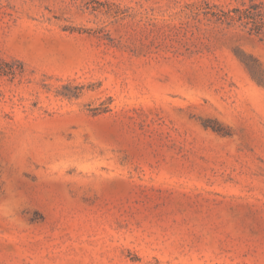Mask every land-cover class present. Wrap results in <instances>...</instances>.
<instances>
[{
  "label": "rangeland",
  "instance_id": "obj_1",
  "mask_svg": "<svg viewBox=\"0 0 264 264\" xmlns=\"http://www.w3.org/2000/svg\"><path fill=\"white\" fill-rule=\"evenodd\" d=\"M247 65L264 0H0V264H264Z\"/></svg>",
  "mask_w": 264,
  "mask_h": 264
},
{
  "label": "trees",
  "instance_id": "obj_2",
  "mask_svg": "<svg viewBox=\"0 0 264 264\" xmlns=\"http://www.w3.org/2000/svg\"><path fill=\"white\" fill-rule=\"evenodd\" d=\"M249 10H250V9H245V10H242V9H236V12H237L238 14L242 15V16H246V17H248V15H249L248 12H250ZM259 12H261V10H257V13H258V14H259ZM247 67H248V69L250 70V72L252 73L253 77H254L255 79H257L258 82H259L260 84H263V83H264L263 80H261V78H260V79L257 78V77H259V76H257V70H256V68L253 67V66H250V65H247ZM1 189H2V181H1V170H0V191H1Z\"/></svg>",
  "mask_w": 264,
  "mask_h": 264
}]
</instances>
